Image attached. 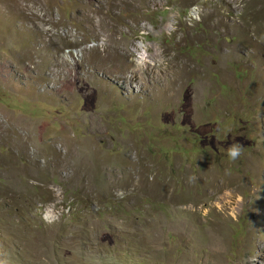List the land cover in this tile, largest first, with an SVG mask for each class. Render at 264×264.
<instances>
[{
  "label": "rangeland",
  "instance_id": "1",
  "mask_svg": "<svg viewBox=\"0 0 264 264\" xmlns=\"http://www.w3.org/2000/svg\"><path fill=\"white\" fill-rule=\"evenodd\" d=\"M0 264H264V0H0Z\"/></svg>",
  "mask_w": 264,
  "mask_h": 264
},
{
  "label": "clouds",
  "instance_id": "2",
  "mask_svg": "<svg viewBox=\"0 0 264 264\" xmlns=\"http://www.w3.org/2000/svg\"><path fill=\"white\" fill-rule=\"evenodd\" d=\"M241 151L242 148L239 143L233 144L228 149V156L231 160H235L241 155Z\"/></svg>",
  "mask_w": 264,
  "mask_h": 264
},
{
  "label": "trees",
  "instance_id": "3",
  "mask_svg": "<svg viewBox=\"0 0 264 264\" xmlns=\"http://www.w3.org/2000/svg\"><path fill=\"white\" fill-rule=\"evenodd\" d=\"M9 237H10V238H12V235H10V234H9ZM12 244H13V246H15V245H16L15 243H12Z\"/></svg>",
  "mask_w": 264,
  "mask_h": 264
}]
</instances>
